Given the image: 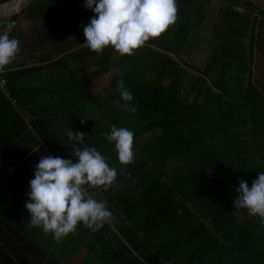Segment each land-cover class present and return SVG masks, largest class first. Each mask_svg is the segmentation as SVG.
<instances>
[{
  "label": "trees",
  "instance_id": "trees-1",
  "mask_svg": "<svg viewBox=\"0 0 264 264\" xmlns=\"http://www.w3.org/2000/svg\"><path fill=\"white\" fill-rule=\"evenodd\" d=\"M207 1L177 0L176 22L131 56L83 47L94 15L85 0H32L8 18L15 25L0 32L19 39L20 53L0 72V189L11 193L0 206V264H66L72 248L87 264H264V223L233 204L240 179L250 185L264 171V9L218 0L199 68L181 52ZM121 79L135 112L115 103ZM112 125L134 132V163L121 165L105 139ZM70 128L117 169L107 192L90 190L115 219L57 242L27 224L25 193L41 156L75 162Z\"/></svg>",
  "mask_w": 264,
  "mask_h": 264
},
{
  "label": "clouds",
  "instance_id": "clouds-1",
  "mask_svg": "<svg viewBox=\"0 0 264 264\" xmlns=\"http://www.w3.org/2000/svg\"><path fill=\"white\" fill-rule=\"evenodd\" d=\"M84 6L94 15L82 26L83 47L100 54L111 46L121 56H131L151 38L161 36L176 22L178 10L177 0H85ZM19 53V39L10 37L7 31L0 32V72ZM113 71L123 75L124 69L121 66ZM116 86L120 97L115 101L117 107L135 112L137 109L130 106L134 97L123 79ZM87 135L70 128L67 137L73 142L75 162L60 156H41L35 165L34 178L29 181L25 201L30 216L27 224L51 234L57 242L74 233L80 224L96 232L115 219L106 202L94 198L90 190L107 192L116 183L117 169L110 167L95 146L85 142ZM104 135L114 145L121 165L134 163L132 130L112 125L110 133ZM235 191L238 193L233 201L235 209H246L249 215L258 216L264 223V171L258 172L250 185L240 179Z\"/></svg>",
  "mask_w": 264,
  "mask_h": 264
},
{
  "label": "crops",
  "instance_id": "crops-1",
  "mask_svg": "<svg viewBox=\"0 0 264 264\" xmlns=\"http://www.w3.org/2000/svg\"><path fill=\"white\" fill-rule=\"evenodd\" d=\"M239 1H247V0H239ZM250 1L254 2L253 4L258 6L259 8L264 9V0H250ZM220 5H221V2L218 0H209V1L205 2V6H204V10H203L204 17L200 19V22L198 25V30H201V32L200 31L197 32V29H196L194 37H192V39L189 41L191 43V47L187 51H190L192 48V51H193L192 55L193 56H195V54L199 53L198 51L201 50L199 48V45H201V44H203V46L205 47L206 52L209 51L210 46L212 45L213 41H210V46L206 45V43L208 42V40H206V32H204L203 35H201V34H202V30L206 31L207 29H210V30H208V33H209L208 35L211 36V38L213 40L212 27L216 22L217 13L219 12V10L221 8ZM236 9L239 10V7H237ZM221 11H223V9ZM220 26H222L224 28L227 27L226 25H220ZM198 67L200 68V64L198 65ZM263 73H264V71H263ZM255 78H257V76H255ZM37 163H38V161H37ZM25 196L28 199L27 193H25ZM10 197H11V193L7 190L6 187H2V189H0V206L1 205L3 206L4 204H8L7 200H9Z\"/></svg>",
  "mask_w": 264,
  "mask_h": 264
},
{
  "label": "rangeland",
  "instance_id": "rangeland-1",
  "mask_svg": "<svg viewBox=\"0 0 264 264\" xmlns=\"http://www.w3.org/2000/svg\"><path fill=\"white\" fill-rule=\"evenodd\" d=\"M80 22H79V25L81 24ZM208 30H210V29H207L206 31L202 30V34L201 35H203L204 32H206V40H208V42L206 43V45H209L210 46V41H212V38H211V36L208 35L209 34L208 33ZM199 31L201 32V30H197V32H199ZM78 32L79 31H78V26H77L76 31L73 33V37H75V35L78 34ZM69 44H70V46H76V43L73 42V41L70 42V43H68V46H69ZM187 46L190 48L191 47V43L190 42H187ZM199 48L201 50L198 51L199 53L195 54V56L192 55V52H193L192 51V48H191L190 51L184 50L183 52H181V56L183 58H185L191 64H193V65H195L197 67L200 64V67H201L202 63L204 62V60H205V58L207 56V52H206V49L203 46V44L199 45ZM141 51H142V49L139 48V49L135 50L134 53H138V52H141ZM144 52H147V51H144ZM147 54H148V52H147ZM115 56H116V52L114 50L113 57H115ZM257 63L260 64V62H255L254 63V67H257V69H260L259 70V74H260V71H261L262 68L261 67H258L259 65H257ZM144 64H146V63L144 62ZM133 65H134V69L135 70H138L139 74H140V72H143L144 70L150 73V70L151 69L150 68L149 69H146V67L144 65H142V63H141L140 60L135 59L134 62H133ZM190 72H191V70H184V73H185L184 76L186 74H189ZM71 252H73V253H71ZM79 252L80 251L77 248L76 249L75 248L70 249L69 253H71V254L67 256V258L69 260H71V263L70 264H77V261L79 259ZM69 260H65V263L68 264L69 263ZM78 264H87V263L84 262V261H78Z\"/></svg>",
  "mask_w": 264,
  "mask_h": 264
},
{
  "label": "water",
  "instance_id": "water-1",
  "mask_svg": "<svg viewBox=\"0 0 264 264\" xmlns=\"http://www.w3.org/2000/svg\"><path fill=\"white\" fill-rule=\"evenodd\" d=\"M32 0H7L0 2V18H10L20 13Z\"/></svg>",
  "mask_w": 264,
  "mask_h": 264
},
{
  "label": "built area",
  "instance_id": "built-area-1",
  "mask_svg": "<svg viewBox=\"0 0 264 264\" xmlns=\"http://www.w3.org/2000/svg\"><path fill=\"white\" fill-rule=\"evenodd\" d=\"M8 18H0V29L4 26L6 28H12L15 25V22H9L7 21Z\"/></svg>",
  "mask_w": 264,
  "mask_h": 264
}]
</instances>
